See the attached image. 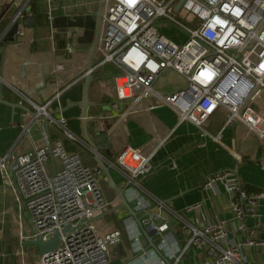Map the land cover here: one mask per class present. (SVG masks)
<instances>
[{"label":"built area","instance_id":"1","mask_svg":"<svg viewBox=\"0 0 264 264\" xmlns=\"http://www.w3.org/2000/svg\"><path fill=\"white\" fill-rule=\"evenodd\" d=\"M102 5L92 71L109 63L119 69L112 77L119 100L129 101L134 110L167 105L179 122H191L207 134L205 125L223 108L227 118L222 131L232 126L238 145L264 143V0H102ZM19 9L10 24L21 21L25 9ZM171 26L178 34H187L188 40L178 43L162 31ZM63 68L57 65V70ZM49 105L33 102L34 117L56 121L67 137L75 138L66 119L56 120ZM44 133L43 146L0 159L4 184L18 192L21 206L30 211L35 236L43 239L60 232L58 245L37 264H109V248L122 240V231L100 235L94 223L110 203L102 187L109 179L98 163H87L63 140H52ZM215 139L221 142L222 132ZM230 150L238 160L245 154L240 148ZM49 158L61 163L54 162L49 170ZM151 158L127 146L109 164L120 174L123 192L139 212V222L132 216L134 223L128 224L135 252L143 249L141 226L152 225L159 248L175 264L191 246L208 252L200 264H244L243 244L264 245L251 239L233 242L226 220L203 222L197 217L195 223L174 211L186 235L180 247L163 213L166 202L142 182L152 172ZM218 181L228 183L234 219L244 229L247 211L264 200V191L246 192L232 172L214 173L204 186L213 189ZM151 199L158 205L156 211L150 209ZM189 210L205 213L201 202L185 207Z\"/></svg>","mask_w":264,"mask_h":264},{"label":"crops","instance_id":"2","mask_svg":"<svg viewBox=\"0 0 264 264\" xmlns=\"http://www.w3.org/2000/svg\"><path fill=\"white\" fill-rule=\"evenodd\" d=\"M101 2L0 0V159L9 153L34 151L43 146L46 143L44 131L52 140H63L68 150L80 154L89 164L98 163V155L109 165L125 147L132 146L152 157V172L142 182L149 192L166 202L168 209L163 213L180 247H184L186 235L174 211L182 212L195 223L197 217L203 222L208 218L212 222L226 220L229 236L235 243L249 239L264 241V200L247 211L246 227L241 229L234 219L228 183L218 181L213 189L204 186L212 174L232 172L238 174L246 192L264 191V143L238 145L232 126L222 131L227 118L223 108H219L205 125L209 134L191 122H179L177 113L167 105L152 110L131 109L129 101L119 100L116 95L112 77L119 69L109 63L92 71L91 106L85 126L81 103L88 71V48L95 33L94 21L90 18L87 27H67V24L73 16L95 14L100 7L102 11ZM23 4H26L24 14L35 16L36 25L26 27L20 21L17 42H14L4 30L11 23L13 15L10 17V13ZM59 64L64 68L57 70ZM33 102H50L49 112L56 120L64 117L75 138L67 137L65 129L56 121L47 125V121L37 119L22 108L34 110ZM221 132L219 142L215 136ZM87 133L99 146L97 150L89 144ZM232 148L245 152L241 160L234 156ZM54 162L59 164L57 160ZM54 162L49 158V170H53ZM13 166V163L9 165V172ZM111 172L123 189L120 174L112 169ZM105 182L103 192L110 203L94 219L97 233L122 231V240L109 248V264H175L163 250L164 257H161L150 242L143 243L145 235L141 229L143 249L133 250L128 226L132 215L126 206H121V199L109 181ZM198 202L202 203L204 215H198L195 210L185 211V207ZM150 204L152 211L158 209L153 199ZM35 232L30 211L21 206L18 192L4 184L0 171V264L39 263L43 254L38 245L31 243L38 238ZM207 256V250L191 246L177 264H200ZM241 256L244 264H264V245L243 244Z\"/></svg>","mask_w":264,"mask_h":264},{"label":"water","instance_id":"3","mask_svg":"<svg viewBox=\"0 0 264 264\" xmlns=\"http://www.w3.org/2000/svg\"><path fill=\"white\" fill-rule=\"evenodd\" d=\"M23 10H24V7H21L19 9V11H21V12ZM101 15H102V11H101V7H100L99 10L97 12H95V14L73 16L72 18H69V20H68L69 22L67 24V27H83V26L87 27L86 22L88 20H90V18H92L94 21L95 33L93 36V40L91 41L90 47L88 48V52H89V58H88V63H87L88 71L85 74V76H86L85 92H84V99L81 103V106H83V119H84L85 126L87 124L88 110H89V107L91 106V102L89 100V89H90L91 82L94 79L92 76V68H93V64H94V56H95L97 38H98V35L100 32ZM21 21H22L23 25L26 27H33L36 25L35 16H32V15H25L24 14L21 18ZM18 31H19V23L14 22L13 24H9L5 28L4 34L11 41L17 42V36L19 34ZM9 104L11 106H14V107L19 106L18 104H12V103H9ZM22 108H25L26 111L31 113L33 116H36L35 110H31L30 108H27L25 106H22ZM37 119H43V120L47 121V125L49 124V121L45 116H39V117H37ZM87 140H88L89 144L95 148V150H97L99 148V146L95 145L94 142L91 140L88 133H87ZM96 159H97L98 164L102 168V170L106 173V175L109 179V185L118 193L119 198L121 199V206L122 205L126 206L128 208V210L130 211L131 215L135 219H137L139 222V218H138L139 212L135 209V203H133V202L130 203L128 201L125 193L123 192V189L115 182V179H114L112 172H111V167L109 165H107L98 155L96 156ZM67 229H68V226L65 227V230H67ZM141 230L145 235V239H144L143 243H146L147 241L150 242L152 244L153 249L157 252V254H159L161 257H164L161 249L159 248L160 239L159 238L154 239V237L152 235L153 231H154V226L153 225L150 227H142L141 226ZM59 240H60V232L57 231L54 233L52 238H50V240L45 241L42 238L38 237V238H36L35 241H32L31 243L34 245H38L40 247V253L45 254L47 252L52 251L58 245Z\"/></svg>","mask_w":264,"mask_h":264},{"label":"rangeland","instance_id":"4","mask_svg":"<svg viewBox=\"0 0 264 264\" xmlns=\"http://www.w3.org/2000/svg\"><path fill=\"white\" fill-rule=\"evenodd\" d=\"M164 33H166L169 37H171L173 40L177 41L178 43H184L188 40V35L185 33L178 34V31L176 28L172 27L171 28H164L162 30ZM179 35V36H178ZM59 163H61L60 160H57ZM105 182V181H104ZM107 184L106 182L104 183V187L107 188V186L105 185Z\"/></svg>","mask_w":264,"mask_h":264},{"label":"trees","instance_id":"5","mask_svg":"<svg viewBox=\"0 0 264 264\" xmlns=\"http://www.w3.org/2000/svg\"><path fill=\"white\" fill-rule=\"evenodd\" d=\"M16 11H17V10H16ZM16 11L14 10L12 13H10L9 16H10V17H11L12 15L14 16V14L16 13ZM9 16H8V17H9ZM13 16H12V17H13ZM7 19H8V18H7ZM3 26H4V25H3ZM3 26H1V30L3 29Z\"/></svg>","mask_w":264,"mask_h":264}]
</instances>
